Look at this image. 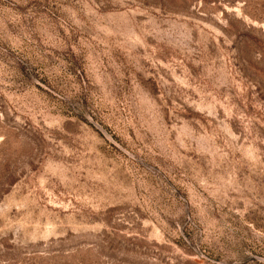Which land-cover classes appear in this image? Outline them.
Returning <instances> with one entry per match:
<instances>
[{
  "label": "rangeland",
  "instance_id": "1",
  "mask_svg": "<svg viewBox=\"0 0 264 264\" xmlns=\"http://www.w3.org/2000/svg\"><path fill=\"white\" fill-rule=\"evenodd\" d=\"M0 264H264V0H0Z\"/></svg>",
  "mask_w": 264,
  "mask_h": 264
}]
</instances>
